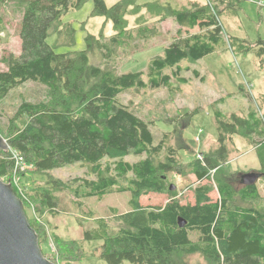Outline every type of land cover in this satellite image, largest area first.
Here are the masks:
<instances>
[{
    "label": "trees",
    "instance_id": "1",
    "mask_svg": "<svg viewBox=\"0 0 264 264\" xmlns=\"http://www.w3.org/2000/svg\"><path fill=\"white\" fill-rule=\"evenodd\" d=\"M86 2L20 0L24 15L32 18L31 36L19 57L1 60L7 70L0 71V100L29 81L48 88L50 100L23 101L10 119L7 132L0 131L10 146L8 153L0 151V178L12 181L17 160L14 154L33 165L35 173L45 175L82 163L94 179L63 181L48 175L44 185L24 187L23 195L12 185L24 209L33 205L38 214L52 216L60 214L59 193L71 194L75 205H82L83 199L130 193L131 210L119 213L112 209L113 224L97 218L95 226L83 233L84 242L100 243L93 254L107 264H188L187 258L194 255H200L208 264H264V199L256 183H243L244 175L239 180L242 186L236 188L229 181L228 173H231L227 168L231 156L229 145L234 137L244 138L254 147L264 167V117L256 112H251L248 118L235 113L224 115L215 108L217 146L184 163L179 154L182 147L172 145V136L177 131L165 133L155 144L150 124L118 102L119 95L131 90L161 87L173 90L172 79L187 84L188 80L181 76V64L194 63L215 53L222 42L231 49L241 46V52L254 49L252 44L228 35L225 40L219 20V14L225 10L236 12L240 0H211L205 4L187 1L181 5L171 0L144 5L138 0H122L110 9L102 0H94L92 16L104 17L106 23H112L115 34L109 39L103 34L99 37L88 34L87 49L53 52L54 48L47 42L51 36H57L56 47L76 44L75 27L62 24L61 18L72 6L79 9ZM143 10L161 22L172 19L180 27L176 39L164 48L163 54L150 61L148 82L143 72L117 74L109 67L93 64L91 56L97 54L106 63L113 60L114 48L131 38L127 16L138 15ZM3 21L0 13V31ZM197 28L200 31L191 32ZM138 31L139 38L149 34L142 27ZM256 47L259 64L264 68V40L260 39ZM166 70L171 74H165ZM194 75L200 78L199 72L194 71ZM259 99L264 102V94ZM214 104L217 107L221 100ZM130 155L144 158L130 163L125 161ZM189 166L199 183L211 180V174L215 173L219 193L216 202L209 197L211 185L195 190L194 205H183L176 198V192L170 190L168 175L184 176ZM167 192L171 198L164 206L140 205L143 195ZM180 218L185 220V227L179 225ZM28 220L43 251L44 242L40 239L47 233L44 231L40 236L33 220ZM54 240L57 260L48 258L53 263L81 261L85 251L79 241L63 240L57 235Z\"/></svg>",
    "mask_w": 264,
    "mask_h": 264
},
{
    "label": "rangeland",
    "instance_id": "2",
    "mask_svg": "<svg viewBox=\"0 0 264 264\" xmlns=\"http://www.w3.org/2000/svg\"><path fill=\"white\" fill-rule=\"evenodd\" d=\"M121 1L102 0L108 9ZM155 1L158 0H138V3L144 5ZM171 1H177L181 5L186 0ZM197 1L205 4L208 0ZM236 5V12L225 10L219 14V20L224 27L225 40L228 35L252 44L254 49L248 53L241 52L243 50L241 46L235 45L231 49L229 44L222 42L217 46L215 53L194 63L185 61L181 64L183 68L181 76L188 80L187 84L172 79L173 90L164 87L141 91L131 90L118 97V102L128 106L132 112L150 124L155 144L160 142L165 133L177 131L172 136V145L182 147L179 154L184 163L200 158L217 146L218 129L215 125V108H219L224 115L235 113L248 118L251 112H256L260 117H264V102L261 99L258 100L260 95L264 94V68L260 66L256 55L258 49L256 44L260 39L264 40V5L260 6L249 0H240ZM94 7V0H87L81 8L72 6L62 15V24H72L76 29V44L72 47H56L57 36H51L47 42L54 48L53 52L71 53L87 49L88 34L96 37L103 34L107 39L115 34L112 23H106L104 17L92 16ZM223 7L220 6V8ZM23 9L20 0H0V13L4 18L0 31V71L7 70L6 64H3L1 60L6 57L8 59L9 56L19 57L24 51L28 36H31L29 31L32 18L24 15ZM140 16H142L141 20H137ZM127 19L131 38L125 39L123 46L114 48L113 60L106 63L101 55L97 54L91 56V62L101 67H109L117 74L143 72V78L148 82L150 61L163 54L164 48L176 39L180 27L172 19L161 22L152 18L145 10L135 16L129 15ZM140 27L149 33L147 37L139 38ZM198 31L200 29L197 28L191 32ZM187 67L190 70H187ZM194 71L200 73V78L194 75ZM165 74H171V71L166 70ZM49 100V89L33 81L14 89L0 100V131L7 132L10 119L14 117L23 101L38 103ZM218 100H221V104L216 107L214 103ZM229 149L231 150L230 162L227 165L231 173H228L229 181L239 189L242 186L239 181L241 175L259 174L260 178L256 181V186L261 198L264 199V173H261L264 172V167L257 151L241 137H234ZM141 158L144 156L130 155L125 161L135 163ZM20 166H24L26 171L19 175L18 186L14 185V187L22 195L24 187L29 189L44 185L48 175L63 181L80 177L95 178L89 174L88 168L82 163L67 165L49 172L48 175L35 173L33 165ZM191 168V166L187 167L184 176L168 175L169 185L176 186V189L172 191L176 192V198L183 205H194L197 199L195 190L204 185H211L212 191L209 197L216 202L219 199V193L214 181L215 173L211 174V180L199 183ZM15 176L16 170L12 173V180ZM58 197L60 214L57 216L49 213L38 214L33 205L25 208L28 218L32 219L35 227L39 229L40 236L44 235V231L47 233L46 237L40 239L42 243L44 242L43 251L46 257H55L57 260V245L54 240V236L57 235L63 240L79 241L85 251L80 262L73 259L61 260L60 264H107L97 254H93L100 243L84 242L83 233L95 226L97 218H105L113 224L112 209L118 210L119 213L131 210L129 206L131 194L113 193L103 199H83L82 205L73 204V197L69 193H59ZM170 198L171 195L168 192L150 193L143 195L139 202L143 207H158L164 206ZM193 237L196 239V236ZM187 262L188 264H208L200 255L188 257Z\"/></svg>",
    "mask_w": 264,
    "mask_h": 264
},
{
    "label": "water",
    "instance_id": "3",
    "mask_svg": "<svg viewBox=\"0 0 264 264\" xmlns=\"http://www.w3.org/2000/svg\"><path fill=\"white\" fill-rule=\"evenodd\" d=\"M0 151L8 153L10 146L0 135ZM259 174L250 173L243 176L245 185L255 184ZM176 186L170 185L174 191ZM179 225L186 222L179 219ZM0 264H55L48 259L40 245L36 230L31 226L24 203L15 194L10 182L0 178Z\"/></svg>",
    "mask_w": 264,
    "mask_h": 264
},
{
    "label": "built area",
    "instance_id": "4",
    "mask_svg": "<svg viewBox=\"0 0 264 264\" xmlns=\"http://www.w3.org/2000/svg\"><path fill=\"white\" fill-rule=\"evenodd\" d=\"M251 2H255L257 3L258 5L260 6H263L264 3H263V0H249ZM210 2V0L207 1V3ZM16 156V176L13 177V180L12 181H8L11 183V185H15V186H18V182H19V175H21L22 173H24L26 171V168L24 166H20L22 164H25L26 166H28L29 164H27L23 158H20L18 157V155L14 154Z\"/></svg>",
    "mask_w": 264,
    "mask_h": 264
},
{
    "label": "crops",
    "instance_id": "5",
    "mask_svg": "<svg viewBox=\"0 0 264 264\" xmlns=\"http://www.w3.org/2000/svg\"><path fill=\"white\" fill-rule=\"evenodd\" d=\"M187 1L199 2V1H197V0H186L185 3H186ZM185 3H184V4H185ZM206 3H207V2H206Z\"/></svg>",
    "mask_w": 264,
    "mask_h": 264
}]
</instances>
